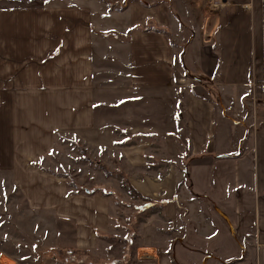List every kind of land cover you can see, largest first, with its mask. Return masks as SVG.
I'll use <instances>...</instances> for the list:
<instances>
[{
	"label": "crops",
	"instance_id": "0c3cea01",
	"mask_svg": "<svg viewBox=\"0 0 264 264\" xmlns=\"http://www.w3.org/2000/svg\"><path fill=\"white\" fill-rule=\"evenodd\" d=\"M149 19L170 34L135 29ZM106 57L126 79L103 81ZM185 61L208 81L181 102ZM263 86L264 0H0V172L32 210L73 223L70 264L236 263L217 222L249 154L264 194ZM134 89L154 124L136 123ZM65 139L110 174L81 161L78 190L55 167ZM0 264L24 263L0 252Z\"/></svg>",
	"mask_w": 264,
	"mask_h": 264
},
{
	"label": "rangeland",
	"instance_id": "374dc122",
	"mask_svg": "<svg viewBox=\"0 0 264 264\" xmlns=\"http://www.w3.org/2000/svg\"><path fill=\"white\" fill-rule=\"evenodd\" d=\"M186 39L187 37L184 36V41ZM104 66L106 69L101 77L104 78L103 81L106 84L115 82L117 77L122 81L121 77L125 78L127 76V72H123L124 68L120 63L111 59L107 60V57L104 58ZM187 67L189 68V64L186 61L178 67L183 76L181 84L185 87L181 91L179 90L178 100L181 102L185 101L187 90L194 94H197L196 91L202 93L200 90L195 91V89H192L198 84V79H193L187 74ZM112 68L115 69L113 70ZM199 83L201 82L199 81ZM97 84L102 85L99 82ZM130 94L132 97L125 100L135 103L136 123L148 122L152 124L154 121L153 112L150 106L145 103L147 101L145 93L134 89ZM127 95L129 94L125 93V96ZM218 95L223 97L220 93ZM119 97L117 96L116 99H119ZM97 100L100 104L99 108L103 107L101 105L105 101L103 102L100 97ZM124 116L125 114L112 113L111 110L106 109L104 117L111 122H123ZM57 149L58 152L53 156L56 159L55 167H63L65 172H67L66 174L70 176L71 183L73 185L76 184L75 186L81 192L85 191L84 186L81 187L76 183L72 170L76 169L77 164H82L81 161H84L88 166H94L93 163L96 164L95 161L97 160L90 158L91 161L84 160L78 143H73L66 139L59 141ZM252 155L249 154L244 162L247 167V182L239 193H236L233 176L231 201H223L228 207L226 210L227 214H222L221 223L217 222L218 230H221V234L228 236L230 242L227 245L229 252L225 256L231 259L236 258L237 262L234 264H264V243L260 247L254 244V233L259 230L260 219L264 215V194L259 192L258 188H254L256 173L254 172ZM45 163L51 165L54 162H51V158H48ZM263 173L264 169L260 173L261 178ZM81 178L79 177V179ZM74 230L72 222L58 218L48 211L32 210L28 202L22 198L18 189L14 186L10 175L0 172V252L6 253L13 258L17 257L24 264H70V254L63 253L64 250L73 245ZM218 238L219 235L217 236ZM234 241H240L241 249L238 253L235 251L238 250V243ZM256 243H259V238L256 239Z\"/></svg>",
	"mask_w": 264,
	"mask_h": 264
},
{
	"label": "trees",
	"instance_id": "16d2710c",
	"mask_svg": "<svg viewBox=\"0 0 264 264\" xmlns=\"http://www.w3.org/2000/svg\"><path fill=\"white\" fill-rule=\"evenodd\" d=\"M135 29H141V30H151V29H153V30H156V31H162V32H165V33H167V34H170L169 29L164 28V27H160V26H158V25H156V24L153 25L151 19H149V20L147 21L146 26H137ZM187 74H188L189 76H194V74H193V73L191 74V72H190V73L187 72ZM190 74H191V75H190ZM197 76H198V75H197ZM200 78H202V77H200ZM196 80H197V79H196ZM197 81H198V82L200 81L202 84H207L206 81H208V79H204V78H202V79H198ZM209 81H210V79H209ZM78 145H79L80 149L82 150V153H83V159H84V160H89V161H91V160H90L91 158L87 156V151H86V149H85L81 144L78 143ZM89 158H90V159H89ZM95 162H96L99 166H101V167L105 170V172H106L107 174H110L109 171H108V169H107V166H106L105 164L101 163L100 161H95ZM89 192L92 193V194L100 193V194H102V195H104V196H111V197H114L115 200H117V197L115 196V194H114L113 192L109 191V190H106L105 188H94V189H91ZM116 202L119 203V204H122L121 201H116ZM63 250H64V249H63ZM65 253H70V252H69V251L67 252V250H64V253H63V254H65ZM71 255H73V253H72Z\"/></svg>",
	"mask_w": 264,
	"mask_h": 264
},
{
	"label": "water",
	"instance_id": "95a60500",
	"mask_svg": "<svg viewBox=\"0 0 264 264\" xmlns=\"http://www.w3.org/2000/svg\"><path fill=\"white\" fill-rule=\"evenodd\" d=\"M186 71L190 73L189 69L186 68ZM191 75V74H190ZM193 79H198L196 76H191Z\"/></svg>",
	"mask_w": 264,
	"mask_h": 264
},
{
	"label": "built area",
	"instance_id": "2783aa9c",
	"mask_svg": "<svg viewBox=\"0 0 264 264\" xmlns=\"http://www.w3.org/2000/svg\"><path fill=\"white\" fill-rule=\"evenodd\" d=\"M263 95H264V86H263Z\"/></svg>",
	"mask_w": 264,
	"mask_h": 264
}]
</instances>
